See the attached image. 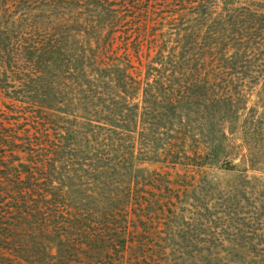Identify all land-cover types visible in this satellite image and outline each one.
<instances>
[{
    "label": "trees",
    "instance_id": "trees-1",
    "mask_svg": "<svg viewBox=\"0 0 264 264\" xmlns=\"http://www.w3.org/2000/svg\"><path fill=\"white\" fill-rule=\"evenodd\" d=\"M163 167L203 177L174 201ZM210 167L232 173L215 197ZM222 194L264 228V0H0V264H197L138 222Z\"/></svg>",
    "mask_w": 264,
    "mask_h": 264
},
{
    "label": "rangeland",
    "instance_id": "rangeland-1",
    "mask_svg": "<svg viewBox=\"0 0 264 264\" xmlns=\"http://www.w3.org/2000/svg\"><path fill=\"white\" fill-rule=\"evenodd\" d=\"M143 166L148 169L158 168V165H148L144 163ZM163 169L170 172V178L175 183L181 185L180 189L173 190L171 185L168 184L166 178L160 183L156 184L153 189V194L159 195L163 193L172 192L174 201L188 198L191 195V188L184 189L185 185L199 184L203 173L196 172L197 169L186 171L184 168L176 167L175 169L163 167ZM205 170V182L210 185L215 197L218 191L226 192L228 186L231 184V172L223 167H210ZM260 174V173H256ZM249 189V188H248ZM247 189V190H248ZM255 192L261 190L260 186H253ZM226 194V193H225ZM199 195V191L196 193ZM226 195L222 194V200ZM256 196H250V201H253ZM217 198V197H216ZM259 200V198H257ZM261 200V199H260ZM264 202V200H262ZM259 205V201L257 202ZM188 208L183 212V215L173 216L169 213L164 217L161 215H152L150 217L143 216L139 221L141 235L150 243V245H168L170 241L167 239L166 229L174 230L189 236L191 243L187 248L188 252H192L193 259L197 264H238L241 251L256 244L257 247L263 246L264 243L255 241V234L263 235L264 228H257L256 225L249 227H240L238 219L233 214H230L223 203L218 204L215 208H209L208 211L198 210L191 208L190 205L185 206ZM261 227V226H258ZM178 230V231H177ZM243 235V239L239 240V236ZM176 247L179 246L178 236H175ZM190 262V260H188Z\"/></svg>",
    "mask_w": 264,
    "mask_h": 264
}]
</instances>
